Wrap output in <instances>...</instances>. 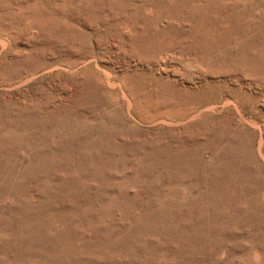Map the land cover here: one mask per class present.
<instances>
[{
    "label": "rangeland",
    "instance_id": "1",
    "mask_svg": "<svg viewBox=\"0 0 264 264\" xmlns=\"http://www.w3.org/2000/svg\"><path fill=\"white\" fill-rule=\"evenodd\" d=\"M0 264H264V0H0Z\"/></svg>",
    "mask_w": 264,
    "mask_h": 264
}]
</instances>
